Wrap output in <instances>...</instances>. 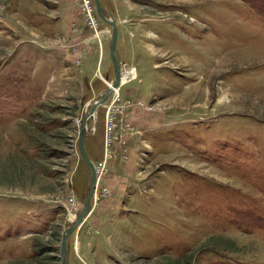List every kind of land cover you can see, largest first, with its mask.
Wrapping results in <instances>:
<instances>
[{"label":"rangeland","instance_id":"374dc122","mask_svg":"<svg viewBox=\"0 0 264 264\" xmlns=\"http://www.w3.org/2000/svg\"><path fill=\"white\" fill-rule=\"evenodd\" d=\"M121 86L69 264H264V0H101ZM95 0H0V264H62L115 77Z\"/></svg>","mask_w":264,"mask_h":264},{"label":"water","instance_id":"95a60500","mask_svg":"<svg viewBox=\"0 0 264 264\" xmlns=\"http://www.w3.org/2000/svg\"><path fill=\"white\" fill-rule=\"evenodd\" d=\"M95 3H96V9H97L98 14L107 23H109L113 27V32L111 33L112 41L110 45V56H111V59L114 65L115 77H114V80L112 81L111 86H109L104 92L102 99L97 100L92 110L85 114V116L83 117V124L79 129V143H78L79 151H80L82 158L86 161V163L91 168L93 174H92L91 186H90L88 195L86 197L83 210L81 214L77 217L74 224L67 230V232L62 238L61 249H60V257H61L62 264H69V256H68L67 248H66L67 239L69 235L73 233L79 227V225L86 219L87 215L91 212L92 210L91 199L93 197V194L98 184V173H97L95 163L89 158L85 150L84 141H85L86 134H84V130L86 129L88 120L94 115V112L96 111V109L110 98L111 94L113 93V89H116L119 86H121L122 67L116 58L117 24L112 18L110 19L106 17L105 9L102 7L101 0H95Z\"/></svg>","mask_w":264,"mask_h":264},{"label":"bare ground","instance_id":"6f19581e","mask_svg":"<svg viewBox=\"0 0 264 264\" xmlns=\"http://www.w3.org/2000/svg\"><path fill=\"white\" fill-rule=\"evenodd\" d=\"M116 24H117V23H116ZM118 88H119V87H118ZM118 88L113 89V93H114ZM113 93H112V94H113ZM112 94H111V95H112ZM104 103H105V102H104ZM104 103H103V104H104ZM95 112H96V111H95ZM95 112H94V114H95ZM95 166H96V165H95ZM91 211H92V210H91Z\"/></svg>","mask_w":264,"mask_h":264},{"label":"crops","instance_id":"0c3cea01","mask_svg":"<svg viewBox=\"0 0 264 264\" xmlns=\"http://www.w3.org/2000/svg\"><path fill=\"white\" fill-rule=\"evenodd\" d=\"M87 264H89V263H87Z\"/></svg>","mask_w":264,"mask_h":264}]
</instances>
